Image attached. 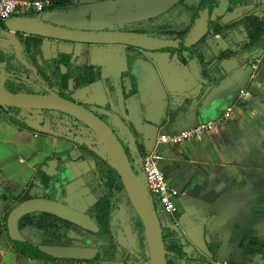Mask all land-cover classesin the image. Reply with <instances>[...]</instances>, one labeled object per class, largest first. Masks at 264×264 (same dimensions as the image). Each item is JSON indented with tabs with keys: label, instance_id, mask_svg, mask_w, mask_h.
<instances>
[{
	"label": "crops",
	"instance_id": "crops-1",
	"mask_svg": "<svg viewBox=\"0 0 264 264\" xmlns=\"http://www.w3.org/2000/svg\"><path fill=\"white\" fill-rule=\"evenodd\" d=\"M70 1L68 11L52 21L76 29L117 30L144 24L177 7L170 23L183 30L190 27L200 0ZM261 5L264 0H233L220 22L236 21ZM245 42L241 27L219 34L211 32L197 47V54L205 59L207 77L189 52H141L125 46L78 44L72 56L89 59L100 67L102 78L100 83L76 93V99L92 108L107 106L117 116H125L135 130L137 143L145 151L158 152L169 186L179 192L177 223L181 231L200 251L205 249L208 237L217 239L215 236L224 231L220 236V256L230 248V230L226 227L230 208L240 200L264 197V54L253 64L242 61L246 56L218 60L222 52L239 50ZM9 46V40L0 44L4 51ZM44 47L50 57L59 46L45 40ZM139 58L154 64L170 96V119L159 127L145 120L138 93L134 92L137 80L131 78L132 70ZM256 63L257 69L253 66ZM0 79L3 86L6 74L2 73ZM232 105V116L210 133L177 146L159 143L165 128L177 131L217 120ZM8 112L0 111V264H54L22 253L23 247L12 242L4 225L33 179L35 164L52 147V139L36 137L33 122L22 125L18 117L21 110ZM42 146L46 147L45 152ZM244 234L264 238V220L246 222Z\"/></svg>",
	"mask_w": 264,
	"mask_h": 264
},
{
	"label": "flooded vegetation",
	"instance_id": "flooded-vegetation-1",
	"mask_svg": "<svg viewBox=\"0 0 264 264\" xmlns=\"http://www.w3.org/2000/svg\"><path fill=\"white\" fill-rule=\"evenodd\" d=\"M39 15L41 14L32 13L26 16L38 17ZM15 18L18 17L11 19ZM149 21L133 27L117 30L105 28L102 30L134 33L129 30L148 24ZM2 24L4 23L0 24V28ZM9 34V32L0 29L1 45L8 40L12 43L16 42V37L12 39ZM6 35L9 37L3 40L1 37ZM22 36L26 37V35ZM125 47L128 48V46ZM21 48L24 49V46ZM51 57H54V55H51ZM66 57L69 56L59 55L62 64L67 67L68 75L69 67L66 64ZM69 58L70 62L75 60L73 57ZM86 60L82 59V62L84 63ZM60 66L59 70L61 72ZM31 67L36 73L38 72L35 65ZM101 81L102 78L96 83ZM85 88L75 90L72 82L68 81L67 89L54 86L50 89V93L77 102L91 110L92 107L83 104L75 97L76 93ZM102 108L113 114V117H108L120 121L119 117L107 106ZM94 109L95 111H91L111 127L127 154L131 153L132 151L128 149L129 142L121 132L117 131L108 120L99 115L101 113L100 108L95 107ZM19 110L21 112L18 117L22 120V125L27 126V122H33L35 129H37L36 137L42 140L52 139V147L51 152L35 164L33 179L27 184L17 204L33 198L50 201L58 204L62 209L72 211L76 215V219L81 220L83 223L82 225L69 219L39 211L34 213L35 227H28L33 229V234L28 235L26 232L28 228H25L22 230V236L28 241L40 245L75 250L74 253L71 252L72 255L84 257L83 259H46L54 264H150L144 225L132 206L125 189L120 188L117 177L112 174L105 162L99 157L100 154L98 153L103 152L104 145L97 133L66 113L45 110ZM8 111L12 114L14 109L9 108ZM42 149V152H45L46 147L42 146ZM138 150L143 151L139 144ZM178 198L179 195L176 198V211L173 214L167 213L157 202V205L155 204L164 246L169 235H177L181 239L184 252L187 254L200 252L209 262L214 264H264V238H260V236L257 238L256 235L240 239L234 246H229L230 248L221 256L220 249L217 255H213L211 243L214 240L209 237L206 239L203 251L196 249L178 226L177 222L180 215ZM260 218L264 220V215ZM43 222L48 223V232L44 230ZM246 222L245 219L240 221L242 228L243 226L246 227ZM226 227L231 230L232 225L228 223ZM256 241L262 244L261 250H253ZM18 246L22 247L21 244H18Z\"/></svg>",
	"mask_w": 264,
	"mask_h": 264
},
{
	"label": "water",
	"instance_id": "water-1",
	"mask_svg": "<svg viewBox=\"0 0 264 264\" xmlns=\"http://www.w3.org/2000/svg\"><path fill=\"white\" fill-rule=\"evenodd\" d=\"M232 1L233 0H200L197 11L195 13L194 21L192 22L189 30L182 38L176 40L158 39L145 34L71 28L64 25H59L56 22L52 21L51 19L57 18L62 15L61 13L55 12H45L42 13L39 17L25 16L15 19H9L5 21L3 25L6 28L5 31L10 33L9 36L12 39H14L16 33H19L26 36H40L45 38V40L56 42L57 46L59 47L57 52L54 53V57H47V51L43 43L44 59L48 61L59 59V55L72 57L74 54V47L78 44H119L123 46L133 47L134 49H137L141 52H189L192 57L196 58L194 53L198 52V45L203 40H205V38L211 32H213L210 31V25L215 23L222 24L220 20L229 11ZM214 12L216 19L215 22L212 23ZM262 17L264 19V15ZM9 36L6 35V39ZM11 43L12 42H9V45ZM194 47V51H189ZM66 48H69V51ZM224 52H222L218 56V60ZM263 54L264 53H262L261 55ZM261 55L257 54V52L255 51L252 54H247L246 57L249 58L251 56V59L249 61L253 64L254 60H256ZM204 63L206 64L205 59ZM60 67L62 70L61 75L63 77L66 76V65L62 64ZM132 76L133 77L131 78H135L137 80V86L135 87V91H133L136 92V94L138 93V103L142 108L141 112L144 114L145 120L156 127L161 126L164 121L170 119L171 102L170 96L165 88V84L162 81L157 68L150 61L139 58L134 62ZM2 89L6 94L4 95L0 93V111L4 109L8 110L9 108H15L29 111L45 110L66 113L68 115H71L78 121L84 123L87 127L97 133L104 145L103 152H99L98 154L107 159L110 165H112L116 169L124 186L125 192L144 225L149 247L150 264H166L163 234L160 221L156 213L154 200L149 193L144 173L142 174V177H140L137 176L134 172V164L142 166L143 156H141V153H144L143 155L152 153L154 149L146 151L143 149V151L141 152L140 150H138L136 137L132 133H129L128 149L138 156L137 161L135 163H132L124 146L115 135L111 127L98 115H96L94 112L87 109L83 105L78 104L77 102L66 100L51 93H49V95L43 96L13 95L8 93L4 89V84L2 86ZM238 103H240V101ZM103 109L104 108L100 110L101 113L113 117L112 113L107 112ZM119 119L125 120V116H120ZM197 124L199 123H196L188 128L194 127ZM164 131V133H172L181 130L169 132L165 128ZM4 198L7 199L6 197ZM257 199L258 198L250 200H240L230 208L232 209V211H229L228 215L230 221L229 223L232 225V227H234L235 225H239L242 228L240 223L242 219H245L248 222L250 220H258L263 216L264 202L258 203ZM39 211L53 214L63 219H69L71 221H74L75 223H80L83 225L81 220L76 219V215H74L72 211H67L64 208L62 209L61 206L56 203L34 198L28 199L20 204H17L8 214L7 228L11 240H14L13 243L15 245L21 244V246L23 247L22 250L26 253L30 255H36L45 259H83L84 257L74 256L71 254V252L74 253L75 250L40 245L25 239L22 236V232L18 233L17 229L20 220L27 215H32ZM243 228L246 227L243 226ZM223 232L220 231V234L218 236H215L217 239H213L215 242H219L220 245V236L223 234ZM232 235L233 233L230 230L229 236L231 237ZM244 237H246V235L244 234L243 230L241 236L237 241ZM236 242L230 246H234Z\"/></svg>",
	"mask_w": 264,
	"mask_h": 264
},
{
	"label": "trees",
	"instance_id": "trees-1",
	"mask_svg": "<svg viewBox=\"0 0 264 264\" xmlns=\"http://www.w3.org/2000/svg\"><path fill=\"white\" fill-rule=\"evenodd\" d=\"M71 4L72 3L70 0H50V6L48 7L47 12L66 13ZM176 9L177 7H173L166 14L156 19H151L148 24L140 25L129 31L136 34H146L150 37L165 40H176L182 38L189 30V27L183 30H176L170 24L171 16ZM263 15L264 5L252 12L247 13L237 21H234L230 24L222 25L215 23L210 25V31H213L216 34L222 33L226 30H231L235 27H242L246 37V43L239 50H226L219 57L220 61L231 58L243 59L247 54H252L255 51L260 55L264 53ZM0 29L6 30L3 24L1 25ZM22 35L16 33V42L11 43L10 46L7 47V51H4L2 48H0V75L2 73H6L4 89L8 93L13 95L43 96L48 95L50 93V89L54 86L67 89L68 81L72 82L73 89L79 90L89 87L101 79L100 67L91 64L89 59H87L84 63L79 58H76L73 62H70L69 57H66V64L69 67V73L67 77H62L59 70V66L62 64V61L60 59L52 61L44 59L43 41L45 38L35 35H27L24 38ZM1 38L6 40V36ZM23 46L24 49L21 48ZM128 48L134 49L133 47ZM194 49L195 47L189 51H194ZM194 54L202 69V75L205 76L207 72L204 59L200 54ZM250 59L251 56L247 59H244L245 61H242L247 62ZM32 65L37 67V73L31 67ZM0 88H2L1 81ZM99 115L108 120V122L117 131L121 132L123 137L126 138L127 142H129V133H132L134 136H136L135 130L130 122L124 119L119 121L101 113ZM143 154L144 153H141V156H143ZM128 156L132 163H135L138 159V156L134 152L129 153ZM99 157L105 162L112 174L117 177L119 186L123 190L124 186L116 169L110 165L107 159L101 155ZM134 172L137 176L142 177V166L134 164ZM257 202H264V197L258 198ZM47 222L42 223V226L46 232H48ZM35 225V215H27L20 220L17 231L18 233H21L25 228H33ZM7 226L8 222L6 220L5 227L7 228ZM231 231L233 235L229 239V244L233 245L241 236L243 228H241L239 225H235L231 228ZM12 242H14V240H12ZM254 244L255 247L253 250H261L262 244L260 242L256 241ZM211 246L213 255H217L220 248V243L214 241L211 243ZM182 247L183 245L181 244V239H179L177 235L168 236V240L165 243L166 264H214L209 262L202 255V253L194 252L192 254H187L183 251ZM22 253L27 254L24 251H22ZM33 256L41 258L36 255Z\"/></svg>",
	"mask_w": 264,
	"mask_h": 264
},
{
	"label": "built area",
	"instance_id": "built-area-1",
	"mask_svg": "<svg viewBox=\"0 0 264 264\" xmlns=\"http://www.w3.org/2000/svg\"><path fill=\"white\" fill-rule=\"evenodd\" d=\"M49 6L50 0H0V24L5 23V21L13 17H25L32 13L42 14ZM253 66L257 69L258 63ZM244 96L245 93L242 91L241 97L243 98ZM233 111L234 106H228L222 116L217 120L203 122L178 132L161 134L158 141L161 144L169 146L184 144L213 131L218 123H221L223 120H228L232 116ZM142 170L153 200L155 198L159 206L167 213L173 214L176 211V198L179 192L169 186L167 177L160 167L158 152L153 151L143 156Z\"/></svg>",
	"mask_w": 264,
	"mask_h": 264
},
{
	"label": "rangeland",
	"instance_id": "rangeland-1",
	"mask_svg": "<svg viewBox=\"0 0 264 264\" xmlns=\"http://www.w3.org/2000/svg\"><path fill=\"white\" fill-rule=\"evenodd\" d=\"M0 81H1V79H0ZM14 110H18V109H15V108H13ZM91 110H93V111H95V109L94 108H90ZM19 115V114H18ZM20 118V117H19ZM154 200H155V204L157 205V200L154 198ZM163 218V217H162ZM30 230V231H29ZM27 233H28V235H32L33 234V229H31V228H28V231H26Z\"/></svg>",
	"mask_w": 264,
	"mask_h": 264
},
{
	"label": "bare ground",
	"instance_id": "bare-ground-1",
	"mask_svg": "<svg viewBox=\"0 0 264 264\" xmlns=\"http://www.w3.org/2000/svg\"><path fill=\"white\" fill-rule=\"evenodd\" d=\"M0 93L4 95L6 94L2 88H0Z\"/></svg>",
	"mask_w": 264,
	"mask_h": 264
}]
</instances>
